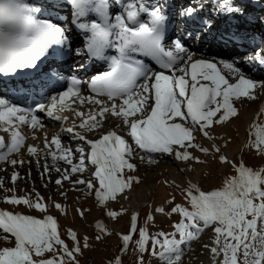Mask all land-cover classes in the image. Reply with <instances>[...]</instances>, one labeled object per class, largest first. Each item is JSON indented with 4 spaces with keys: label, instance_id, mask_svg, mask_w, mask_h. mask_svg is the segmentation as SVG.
<instances>
[{
    "label": "snow or ice",
    "instance_id": "1",
    "mask_svg": "<svg viewBox=\"0 0 264 264\" xmlns=\"http://www.w3.org/2000/svg\"><path fill=\"white\" fill-rule=\"evenodd\" d=\"M68 3L73 9L71 23L90 33L89 53L101 56L106 48L114 47L117 55L110 58L108 71L93 76L90 81L71 78L66 90L49 97L46 104H38L35 111L0 98V163L16 166L24 163L23 159L15 158L22 150L26 149L30 156L47 150L54 163L63 161L70 166L55 181L61 186L63 181L92 166V178L71 180V183L84 185L106 209L105 215L116 219L128 210L109 209L108 202L121 197L127 199V192L140 183L139 176L129 174L137 171L133 159L138 153L174 155L177 160L198 164L207 161L190 149L205 157L218 154L213 158L230 166L234 174L224 176L221 186L212 190H202L189 182L183 189L187 206L174 203L172 197L167 212L164 207H157V213L180 217L171 232L161 230L150 234L147 228L138 226V213H132L128 232L117 234L122 241L120 250L126 251L138 232L139 252H150L160 264H181L182 246L197 240L211 227L215 238L204 247L210 250L213 264H264V167L255 170L243 160L235 162L215 143L210 147L197 143L195 135L199 133L213 141L210 130L214 126L238 118L236 102L257 98V82L245 77L234 61L194 59L180 40L166 46V16L162 6L150 10L143 0H133L125 4L123 14L116 15L113 23L108 18L109 0H68ZM243 3L244 0H208V5H204L201 0L200 11L211 6L218 18L235 19L246 14ZM39 12V7L26 0H0V74L37 68L41 58L56 51L54 45H63L68 40L66 28L49 19H37ZM89 13L99 17L100 22L95 19L82 22ZM141 13H146L147 19H142ZM179 15L196 19L199 13L196 5H191L182 8ZM200 27L211 31V21L201 20ZM135 54L150 57L162 71H153ZM182 54H187V58ZM250 59L264 63V54ZM221 65L228 75L222 72ZM82 84L87 85L92 95L82 94ZM259 86L264 88V83ZM77 102L91 107L87 111L72 108ZM66 111L76 118L70 124L63 123L69 120ZM38 113L62 122L61 132L73 134V139L82 143L75 148L65 147L60 133L52 134L50 139L45 133L43 149L26 144L28 136L22 130L24 127L32 130V140L38 139L35 132L44 127ZM259 114H264V106ZM109 117L117 118L116 127L126 130V135L115 129L104 131ZM91 132L98 138H88L85 133ZM248 136L245 147L264 155V122H252ZM75 158L77 163L73 162ZM139 158L144 160L145 155ZM148 162L156 161L149 156ZM55 170L61 171L59 167ZM44 171L50 169L45 167ZM18 178V173L13 172L11 182L15 185ZM4 183L0 178V189ZM6 191L13 195H5L4 203L25 205L43 216L37 218L0 209V235L10 234L14 238V246L0 247V264H79L81 238L69 228L67 237L72 241L69 246L62 238L58 220L49 214L44 198L38 192L35 200L27 195L17 196L14 187ZM53 206L63 211L59 203ZM85 211L77 209L82 218ZM148 219L154 217L149 214ZM95 227L97 240L101 234H115L107 231L100 221ZM88 240V236L83 237V248L89 247ZM114 264H122L121 257H115Z\"/></svg>",
    "mask_w": 264,
    "mask_h": 264
},
{
    "label": "rangeland",
    "instance_id": "2",
    "mask_svg": "<svg viewBox=\"0 0 264 264\" xmlns=\"http://www.w3.org/2000/svg\"><path fill=\"white\" fill-rule=\"evenodd\" d=\"M176 2L177 4L181 3L180 0H176ZM116 3L118 8L121 9V13L119 15H122L124 7L121 8V6H123V4L125 5L129 3V1L116 0ZM248 4L253 7L250 9V12H255L257 14L259 19L258 22L261 23L262 21H264V0H251ZM109 5L112 6L110 1ZM184 6L185 4L181 7ZM210 10L213 12H208L210 16H214V14L217 15V13H214L212 8ZM209 15L207 17H209ZM217 17L218 16H215V18ZM213 21L214 20H212V22ZM195 34L196 33H194L193 36ZM201 34L202 33H200V35ZM260 35H258V37L256 38V42L261 41ZM202 38L203 37L198 38V36H195L193 38L191 37V39L188 40L192 47L193 43H200V48L195 51L198 54L207 52L205 45L209 46L211 44V42L207 41L206 39H204L205 41H203ZM258 45L260 46L261 44ZM260 49L261 48L258 47L257 51H260ZM203 57L206 58V60H214L215 62H217L218 60L233 62L229 58H220L217 55H203ZM234 58V60L241 61L244 56H234ZM252 63L254 62L252 61L250 62V64H247L248 69H250L249 67L252 65ZM262 71H260L259 74L261 75L259 77L264 74L261 73ZM242 72L247 78H250V76L253 75V73L251 72ZM262 91H264V88L257 86L255 92L257 98L253 101L254 103L247 101L243 104H238V102H236L235 106L239 110L238 118L232 119L231 122H225L224 124L214 126V128L210 130V134L214 137L213 141H208L199 133H195V135L197 136L196 142L201 144L203 147H210L211 143H215L222 148L223 154L226 155L229 159L231 156H233L235 157V162L243 160L247 166H250L255 170L264 167V155H261L254 149L245 147V145L249 141V125L254 121L264 122V114H259L261 107L264 106V103L260 101L259 97V93ZM116 119L117 118L110 121L108 119L105 123L104 131L109 130L110 127L116 128L117 124H119V121ZM117 129L118 131H122V135H126V130H123L121 128ZM88 136L95 137L97 136V134L95 132H91L88 134ZM225 139H227V142L223 141ZM227 146H231V155L228 154L227 150L225 149ZM190 151H192L194 155L200 156L201 159L206 160L207 162L204 164H198L195 161L186 162L181 160L184 163L183 167H187V165H190L191 171H193L195 167L201 165V170L204 168L203 170H205L206 173L205 175H201V170H199L197 172V174L199 175L195 179L192 177L193 174L191 171L189 172L183 169L184 175L186 174L191 176L190 179L188 178L189 180L187 179V182L183 185H180L178 182L175 183L174 180L171 179V164L169 161L174 160L177 162L174 155L155 153L152 157V159L156 161L155 163L148 162V158L149 156L151 157L152 154L145 155L144 153H142L147 157H145L144 160H141L139 157L135 158L133 162L137 165V171L135 173L129 174L139 176L140 183L134 184L133 188L127 192V199L121 197L118 201L108 202L109 209L119 211L121 208H125L128 210L125 214L118 216L116 219L109 218L105 215L106 209L97 203L94 195L91 194L84 185H74L73 183H71V188L67 189V187H65L62 183V186L57 185L56 190H53L51 185L42 189L36 184L33 185L32 180V182L29 183L28 178L25 181L23 177H20V175V178L16 181L15 185L10 182L11 180H8L4 183V188L0 189V203L6 204L3 202V197L5 195H13L12 192L6 191V189H11L14 187L16 189L15 194L17 196L27 195L31 196L33 200H35L36 193L38 192L40 196L44 198L43 202L48 206L49 214H51L58 220L62 238L66 240L69 246L72 245V241L67 237V230L69 228L74 229L75 232H77L78 236L81 238L82 255H79L77 257V259L79 260V264H110V262H113L114 264V258L118 256L119 249L122 244L121 238L117 234L127 233L130 228L131 222L132 214L130 213L128 207L123 203L124 201L125 204H127L129 203L128 201H133L135 199L138 200L139 194L144 188L143 186L147 187V195L145 194L144 203L140 207V210L138 212V226L147 228L150 234H154L161 230L165 232H171L173 231L172 225L177 222L180 217L178 215H172L171 217H169L165 214H159L155 212V209L157 207H164L167 212L172 206L168 204V200H170L172 197H175L174 203H179L181 205L187 206L183 189L188 186L189 182L199 185L202 190H212L221 186L224 176L234 174L233 169L230 166L222 165L218 162V160L213 158V156L218 154L213 153L212 156L205 157L202 153L195 152V150L190 149ZM73 162L77 163V161L75 160ZM93 171L94 167L90 168L89 166L88 170H86L84 173H77L75 174V176L73 175L70 178V182L71 180L81 178L86 180L92 178L91 173ZM31 179L35 178L31 177ZM147 202L148 204H146ZM53 203H59L63 211L56 209L53 206ZM18 209V211H21V213L31 214L37 218H42L43 216V214L39 211L35 210L34 208H28L25 205H19ZM77 209L87 210L85 211V215L83 218L78 214ZM149 214L154 217L153 220L148 219ZM97 221L102 222L107 231L115 234H101V239L97 240L95 238L97 234V230L95 227ZM84 236L89 237V247L87 248H83ZM214 238L215 235L212 231V228L209 227L204 231V233L201 234V236L197 240L190 242V244L188 245L182 246L184 251L181 264H213L214 258L210 253V250L205 248L204 245L211 244ZM138 239L139 236L137 232V234L130 242L127 250L122 252V264H140L141 257L143 258V264H160V262L155 257H153L150 252H139L136 243ZM4 246H14V238L11 237L10 234L0 235V247Z\"/></svg>",
    "mask_w": 264,
    "mask_h": 264
},
{
    "label": "bare ground",
    "instance_id": "3",
    "mask_svg": "<svg viewBox=\"0 0 264 264\" xmlns=\"http://www.w3.org/2000/svg\"><path fill=\"white\" fill-rule=\"evenodd\" d=\"M109 1L112 4V6H110V8H115L117 6V3H116L115 0H109ZM122 1H125V0H122ZM168 1L171 2V3L167 2L168 3V8H171V7L172 8H177L178 11H180L182 8H184V7H177L178 4H177L176 0H168ZM40 3L43 4L42 1ZM185 3L186 2H184L183 5ZM47 4H50V2H47ZM145 5H146V7L148 6V4H145ZM59 6H60V8H65L66 7L65 1L64 0H59ZM188 6H191V5H188ZM163 8H167V7H163ZM200 8L201 7H199V9H197L198 13H199L198 18L189 19L188 22L186 23L187 27H185V28H190V31H189V33H191L190 38L191 37L193 38V37L197 36L198 33L202 32L203 38H205L207 41H209V42H211V44H213V46H214L213 51L216 53V55L218 57H220V58H229L231 61H234L236 64L239 65L241 71L251 72V73H253V75H254V73L255 74L259 73L260 71H253L252 69H248V66H247V64H249L252 61L256 62V59L248 60L249 58H246V60L244 59V61H243V59L241 61L234 60L235 59L234 56H238L239 54H240V56H244V55L247 54V53H245L243 51L245 48L250 47L249 43L246 44V41H249V39H251L252 40V43H251L252 45H254L256 43V38L258 37V35L254 31H251V27L252 26H257L256 23L252 21L253 24H250L249 21H248V22L244 23L245 24L244 26L241 27V26H238L237 21L240 20L238 18H235V19L230 18V19L225 20V19H220L218 17L215 18L216 15H214V16H210L209 15V17H207L208 15L202 14L200 12ZM141 15H143V13H141ZM211 17H212V19H211ZM201 20H210L211 22H212V20H214L211 23V31H208L207 28H201L200 27ZM110 22H113V23L115 22L114 17L111 16ZM190 26H192V27H190ZM219 28H220V31H219ZM195 30H197V31H195ZM194 33H196V34L193 36ZM214 33H215V35H214ZM233 33L235 35H233ZM229 37H233L235 40L236 39L237 40L240 39L241 42L238 43V41H237V42L234 43L233 41L228 39ZM247 37H251V38H247ZM180 41L183 42L184 40L181 39ZM220 41L223 42L224 44H221ZM183 44L186 46L185 43H183ZM223 45H225V46H223ZM169 46H171V45H169ZM238 46H240L241 48H238ZM185 48L188 50V53L192 54L194 59H204V60H206V58H204L202 54H198L196 52H191L189 50L190 47L186 46ZM73 52H76V51L74 50ZM215 53H213V54H215ZM182 55L185 56V59L187 58V54H182ZM209 61H214V60H209ZM219 61L220 60H218V62ZM226 62H228V61H226ZM252 65H254V63H252ZM255 65H256V63H255ZM220 67H221L222 72L225 75H228V70L227 69H223L222 65ZM90 77H93V76L89 75L87 78H90ZM261 78H264V76L263 77H258L257 79L262 81ZM233 82H234V80H233ZM89 95H92V94H85L84 96H89ZM259 97H260V101L262 103H264V91L259 93ZM0 98H3V97L0 95ZM254 100H248V99L242 98V100L239 101L238 104H241V103L243 104L244 102H247V101L248 102H253ZM71 107L74 108V109H77V110L87 111L88 108L91 107V105H83L82 106V105L79 104V102H77L75 104H72ZM64 114L69 117V120L67 122H63L65 124H70L73 119H76L74 114L71 111H66ZM108 119H109V121L110 120H114L115 117H109ZM41 121H42L44 127L42 129H39V130H37L35 132V135L38 137V139H36V140H32L31 139L32 130L30 128L24 127L22 129L23 132L28 136V139L26 140V144H34V145L38 146L40 149H43V141H44V138H45V133L48 134V138L49 139L51 138L52 134L60 133L63 146H65V147L75 148V147H77L78 145H80L82 143L81 141L73 139V134L66 133V132H61V123L62 122L52 120L51 118L47 117L46 114H42L41 115ZM113 129H116V128H113ZM79 131H83V130H79ZM85 134L87 135V133H85ZM89 137L90 136H88V138ZM128 139H130V138H128ZM223 141L227 142V139H225ZM225 149L227 150L228 154H230V155L232 154L231 146H227ZM46 151L47 150H42L39 153V155L30 156V155L27 154L26 149L22 150V153L20 155H17L15 158L23 159L24 163L23 164H17L16 166L11 165V163H0V178H3L4 182H6L8 180L10 181L12 173L16 172V173H18V175H20V177H23L25 181L27 180V178H28L29 183H31L33 181L32 182L33 185L36 184L39 187H41L42 189H44L47 186L51 185L53 190H56L57 189V184L55 183V181L57 179L61 178V176L64 173V170L65 169H69V166L66 163H64L63 161H56L54 163L53 160L51 159V157L46 154ZM145 155H148V154H145ZM234 155H235V153H234ZM230 159L235 161V157H233V156H231ZM75 160L78 161V158H75ZM169 162L171 164V167H170L171 179L174 180L175 183L178 182L180 185L185 184L187 182V179L188 178L190 179L191 176L190 175H186V174L184 175L183 169L190 172L191 171L190 165H187V167H183L184 163L181 160H177L178 163L176 161H174V160L169 161ZM200 166L201 165L195 167V169L193 171H191L192 174H193L192 177L195 178V179L199 175V174H197V172L199 170H201ZM213 166H214V164H213ZM45 167L49 168L50 171H48L46 173L44 171ZM56 167H59L61 169V171L57 172L55 170ZM203 169L200 171L201 175H205V173H206V171L203 170ZM21 173H22L23 176L21 175ZM31 177H34L35 179H31ZM19 178H18V180H19ZM62 183H63V185L65 187H67V189L71 188L70 187V185H71L70 180L63 181ZM143 187H142L143 188L142 191L139 194V199L138 200L135 199L133 201H128L129 203H127V204H125V201L123 203L125 206L128 207V209L130 210L131 214L132 213H138V211L140 210V207L144 203V200H145L144 196L146 194V188L147 187H145V186H143ZM18 208H19V206L13 207V205L0 203V209H3V210L18 211L19 210ZM19 212H21V211H19ZM72 230H74V229H72ZM0 233H2V230H0Z\"/></svg>",
    "mask_w": 264,
    "mask_h": 264
}]
</instances>
